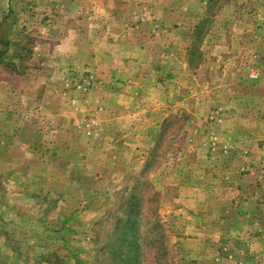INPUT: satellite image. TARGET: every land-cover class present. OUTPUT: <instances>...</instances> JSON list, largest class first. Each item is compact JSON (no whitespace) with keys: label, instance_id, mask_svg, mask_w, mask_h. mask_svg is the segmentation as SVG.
<instances>
[{"label":"rangeland","instance_id":"374dc122","mask_svg":"<svg viewBox=\"0 0 264 264\" xmlns=\"http://www.w3.org/2000/svg\"><path fill=\"white\" fill-rule=\"evenodd\" d=\"M0 264H264V0H0Z\"/></svg>","mask_w":264,"mask_h":264}]
</instances>
